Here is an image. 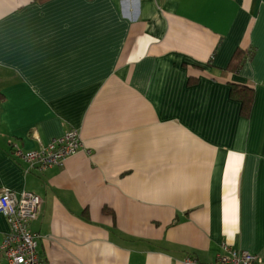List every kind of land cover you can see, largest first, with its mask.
Listing matches in <instances>:
<instances>
[{
    "label": "crops",
    "instance_id": "obj_1",
    "mask_svg": "<svg viewBox=\"0 0 264 264\" xmlns=\"http://www.w3.org/2000/svg\"><path fill=\"white\" fill-rule=\"evenodd\" d=\"M71 129L60 166L13 156ZM2 188L40 197L44 264L264 257V0H0Z\"/></svg>",
    "mask_w": 264,
    "mask_h": 264
},
{
    "label": "built area",
    "instance_id": "obj_2",
    "mask_svg": "<svg viewBox=\"0 0 264 264\" xmlns=\"http://www.w3.org/2000/svg\"><path fill=\"white\" fill-rule=\"evenodd\" d=\"M81 145L78 131L71 129L36 149L22 150L14 145L13 156L24 163L26 172L41 171L60 166ZM39 205L40 197L37 194L0 189V213L8 223V231L0 243L1 264H44L37 252L38 235L29 228L30 221L37 216ZM183 264H264V257L223 244L222 251L214 261L200 262L193 256H186Z\"/></svg>",
    "mask_w": 264,
    "mask_h": 264
},
{
    "label": "trees",
    "instance_id": "obj_3",
    "mask_svg": "<svg viewBox=\"0 0 264 264\" xmlns=\"http://www.w3.org/2000/svg\"><path fill=\"white\" fill-rule=\"evenodd\" d=\"M251 53H241L238 50L234 53L232 56V59L229 63L228 68L229 69H235L240 67V63L244 58H250ZM230 95L232 97L237 98L240 103V113L242 116H247L250 110V106L252 103V88L245 86V85H239V84H230Z\"/></svg>",
    "mask_w": 264,
    "mask_h": 264
}]
</instances>
